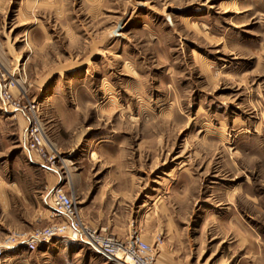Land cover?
Instances as JSON below:
<instances>
[{
    "label": "rangeland",
    "instance_id": "374dc122",
    "mask_svg": "<svg viewBox=\"0 0 264 264\" xmlns=\"http://www.w3.org/2000/svg\"><path fill=\"white\" fill-rule=\"evenodd\" d=\"M56 187L156 264H264V0H0V248ZM0 264L117 263L58 238Z\"/></svg>",
    "mask_w": 264,
    "mask_h": 264
},
{
    "label": "built area",
    "instance_id": "2783aa9c",
    "mask_svg": "<svg viewBox=\"0 0 264 264\" xmlns=\"http://www.w3.org/2000/svg\"><path fill=\"white\" fill-rule=\"evenodd\" d=\"M7 87L8 85L3 91V96L10 102V107L21 111L22 108L18 104L10 101L11 96L6 91ZM27 137L30 151L35 152L41 158L47 159L41 127L36 123L31 124ZM52 205L51 219L53 222L49 227L35 232L26 239L21 235L11 237L6 244L1 246L0 256L9 255L21 248L35 251L42 242L50 243L58 238H69L72 241H84L101 256L117 264H156L151 247L139 235L123 242L113 236L104 235L102 231L87 227L80 217L79 207L73 196L69 195L64 189L58 187L54 189Z\"/></svg>",
    "mask_w": 264,
    "mask_h": 264
},
{
    "label": "crops",
    "instance_id": "0c3cea01",
    "mask_svg": "<svg viewBox=\"0 0 264 264\" xmlns=\"http://www.w3.org/2000/svg\"><path fill=\"white\" fill-rule=\"evenodd\" d=\"M102 258V257H101ZM102 259H104V258H102ZM107 261H109V260H107Z\"/></svg>",
    "mask_w": 264,
    "mask_h": 264
}]
</instances>
